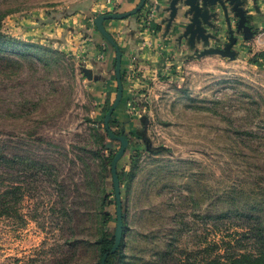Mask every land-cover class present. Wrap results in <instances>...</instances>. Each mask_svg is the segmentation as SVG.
I'll use <instances>...</instances> for the list:
<instances>
[{
  "label": "rangeland",
  "instance_id": "obj_1",
  "mask_svg": "<svg viewBox=\"0 0 264 264\" xmlns=\"http://www.w3.org/2000/svg\"><path fill=\"white\" fill-rule=\"evenodd\" d=\"M83 2L0 0V53L19 61L0 62V194L17 189L0 207V264H98L102 231L116 230L103 167L121 147L104 124L118 92L116 51L97 31L99 10L82 12ZM246 8L255 36L235 60L173 55L152 80L136 59L125 64L111 126L129 139L118 163L128 228L119 264H208L246 231L224 212L264 216V67L250 62L264 52V0ZM45 9L55 14L36 19Z\"/></svg>",
  "mask_w": 264,
  "mask_h": 264
},
{
  "label": "water",
  "instance_id": "obj_2",
  "mask_svg": "<svg viewBox=\"0 0 264 264\" xmlns=\"http://www.w3.org/2000/svg\"><path fill=\"white\" fill-rule=\"evenodd\" d=\"M148 0H141L139 5L128 13H106L95 18L97 31L115 48L116 51V79L118 92L111 108L106 114L105 128L109 136L121 142V147L112 161L111 173L117 203V230L115 233V244L109 253H106L101 264H106L110 254H115L121 246L123 238V209L121 199V183L118 174V163L125 155L129 145V139L125 135H118L112 131L110 120L116 108L122 101L124 85L122 80L123 52L107 30L105 23L109 20H124L141 12ZM247 0H168V17L164 19L167 31L179 24L181 33L178 42L182 45L185 41L192 50L197 51L195 55L205 57L219 55L223 58L235 60L238 57V46L241 41H247L255 36L254 29L249 25V14L246 8ZM233 17L237 19L233 24ZM242 35V36H241ZM215 42L216 46H212ZM202 46L203 49H199ZM88 79H94L92 69H84ZM147 148L151 143L145 139ZM159 151V149H155Z\"/></svg>",
  "mask_w": 264,
  "mask_h": 264
},
{
  "label": "crops",
  "instance_id": "obj_3",
  "mask_svg": "<svg viewBox=\"0 0 264 264\" xmlns=\"http://www.w3.org/2000/svg\"><path fill=\"white\" fill-rule=\"evenodd\" d=\"M140 1L141 0H84V2L81 3V10H83L82 12L91 9L96 11L99 10L97 16L110 13L114 9L116 10L114 13H128L133 11L139 5ZM155 1L154 4H156L158 11L155 14V19L150 23H146L148 27L145 26V28H142L144 26L142 23V15L145 10L153 4L152 0H148L146 3L147 5L140 12V17L133 15L124 20H109L110 22L107 21L105 23L107 30L113 33V35L116 33V36H114L119 38L121 42L123 41L122 44L120 42V46L123 49L122 52L125 64H129L131 58L136 59L139 74L148 80H152V78L164 68L166 59L169 57L175 55L176 57L182 56L183 58L191 56L192 54L194 55L197 52L192 50L187 42L184 41L182 45L178 42V35L181 33L178 23L175 24L169 32L167 31V24L163 21L168 17V12L166 11L168 0ZM52 12L55 11L48 9L42 10L40 13L36 14L35 18L38 20L40 18L47 20V17L55 14ZM65 26L66 25H63L59 28V33L62 38H65L67 43H70L69 36L72 32V28L69 30L70 27L66 28ZM46 29L48 30V28ZM36 30L38 29L35 28L30 31L36 32ZM79 38L75 40V42L81 41L83 45L90 46L88 41H82L79 40ZM93 38L99 43H102L100 35L96 34ZM211 45L216 46L215 42H212ZM198 48L203 49L202 46H198ZM92 57L93 61L98 60L96 58V53Z\"/></svg>",
  "mask_w": 264,
  "mask_h": 264
},
{
  "label": "trees",
  "instance_id": "obj_4",
  "mask_svg": "<svg viewBox=\"0 0 264 264\" xmlns=\"http://www.w3.org/2000/svg\"><path fill=\"white\" fill-rule=\"evenodd\" d=\"M140 14L141 13L139 12L138 14H136V16L140 17L139 16ZM3 18L4 16L0 17V30H1ZM111 35L115 39V41L120 45V41L118 40V38H115L113 33H111ZM6 38L7 37L4 34H2L0 31V43L2 41H5ZM19 46L22 47L23 45H19ZM23 47L27 49L29 48V45H24ZM3 60H5L9 65H16L17 63H19L18 60L12 57L4 58L0 53V62ZM250 62L253 63L254 65L264 67V52H261L258 55H256L253 59L250 60ZM124 68H125V62L123 59L122 60L123 79H124ZM123 97L125 98V94L123 95ZM115 123L116 122L113 121V119L111 118L110 127L113 126ZM114 157H115L114 154L108 157H104L103 167L108 172L109 170L111 171L112 161ZM118 174L120 178V183H122L124 181V179L122 178V174L120 172H118ZM16 190L17 189H12L11 191L9 190L6 193L0 194V207L3 203L4 195L5 194L13 195L15 194ZM105 202L106 199L104 198L102 201V204L104 205L103 207H105L106 204ZM220 217H224L225 219L228 218L234 223L240 222L239 224L241 225L242 228H245L246 231L241 234V237L239 239L234 237V239L226 240L225 245L227 246V250H228L227 255L225 257H221L219 254H216V256L209 255L208 264H264V216L257 213H251L249 211H243V210L241 211L240 209H234L224 212ZM124 220L125 218L123 217V222ZM116 230H117V226H116ZM127 230H128L127 225L124 222L123 238H122L121 246L115 254L109 255L106 264H119L121 262V259L123 258V242L125 240L124 236ZM115 233L108 234L105 232V230L102 231V235L100 236L97 242V246L100 251V262L98 264H101L104 255L112 250L115 244ZM234 241H236L237 246H245L243 244L248 243L251 245L252 249L241 248L244 249L242 252L237 251L233 244ZM74 245H76V242H74L71 246L75 247ZM161 256H164L165 258H169L171 256V252H169L168 250L167 252H164ZM57 263L65 264L68 262H64V261L61 262L58 260Z\"/></svg>",
  "mask_w": 264,
  "mask_h": 264
},
{
  "label": "built area",
  "instance_id": "obj_5",
  "mask_svg": "<svg viewBox=\"0 0 264 264\" xmlns=\"http://www.w3.org/2000/svg\"><path fill=\"white\" fill-rule=\"evenodd\" d=\"M153 4L150 5L145 12L142 15V23L144 24V27L147 26L146 23H150L155 19V14L158 11L156 4H154V2H156L155 0H152ZM147 5V4H146ZM112 13V12H110ZM114 13V12H113ZM143 26V25H142ZM148 27V26H147Z\"/></svg>",
  "mask_w": 264,
  "mask_h": 264
},
{
  "label": "flooded vegetation",
  "instance_id": "obj_6",
  "mask_svg": "<svg viewBox=\"0 0 264 264\" xmlns=\"http://www.w3.org/2000/svg\"><path fill=\"white\" fill-rule=\"evenodd\" d=\"M148 142V141H147Z\"/></svg>",
  "mask_w": 264,
  "mask_h": 264
}]
</instances>
